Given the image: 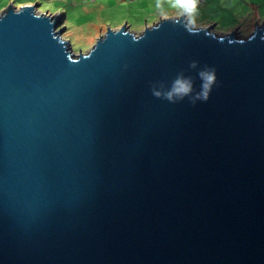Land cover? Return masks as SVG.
I'll use <instances>...</instances> for the list:
<instances>
[{
    "label": "water",
    "instance_id": "obj_1",
    "mask_svg": "<svg viewBox=\"0 0 264 264\" xmlns=\"http://www.w3.org/2000/svg\"><path fill=\"white\" fill-rule=\"evenodd\" d=\"M61 16L0 14V264H264V23L75 54ZM205 66L207 102L153 95Z\"/></svg>",
    "mask_w": 264,
    "mask_h": 264
},
{
    "label": "rangeland",
    "instance_id": "obj_2",
    "mask_svg": "<svg viewBox=\"0 0 264 264\" xmlns=\"http://www.w3.org/2000/svg\"><path fill=\"white\" fill-rule=\"evenodd\" d=\"M30 5H36L39 14H62L59 28H66L63 37L70 42L75 54L87 53L109 28L119 29L127 25L131 31L142 32L162 20L155 0H0V14L11 6L20 9ZM239 7L237 4L232 9L236 13ZM224 8L226 6H220L219 12L216 11L211 18L198 20V26L210 27L216 23L214 30L218 34L237 30L241 36L247 37L264 23V6L259 16L253 17V8L248 7L245 15L230 19H223V16L229 17V12L220 14Z\"/></svg>",
    "mask_w": 264,
    "mask_h": 264
},
{
    "label": "clouds",
    "instance_id": "obj_3",
    "mask_svg": "<svg viewBox=\"0 0 264 264\" xmlns=\"http://www.w3.org/2000/svg\"><path fill=\"white\" fill-rule=\"evenodd\" d=\"M200 0H156V8L159 9L163 20L170 19L166 6L177 11L175 23L183 27L190 34H198L200 29L197 23ZM190 68H199L198 61H192ZM198 78L201 81L197 91L195 79L185 75L183 71L177 74L169 86L166 82L152 84V93L156 98L167 100L171 103L184 101L186 98L195 106L198 102H207L215 86L218 85L217 70L211 66L199 69Z\"/></svg>",
    "mask_w": 264,
    "mask_h": 264
},
{
    "label": "crops",
    "instance_id": "obj_4",
    "mask_svg": "<svg viewBox=\"0 0 264 264\" xmlns=\"http://www.w3.org/2000/svg\"><path fill=\"white\" fill-rule=\"evenodd\" d=\"M237 4L240 7L238 8L239 11L235 13L232 9V6H237ZM220 6H226V8L223 9L224 11L220 13L221 15H224L225 12H229V17L223 16V19L225 18L230 19L234 16L245 15L248 7H250L251 9L253 8V12H254L253 17H254L260 15V9L264 6V0H200L197 23L200 24L198 20L204 18H211V16L216 11L219 12L218 8ZM166 10L170 18L177 17L178 14L175 9L166 6ZM157 12H159V10H157ZM141 31L143 32L144 30ZM135 32L137 34L142 33L140 31H135Z\"/></svg>",
    "mask_w": 264,
    "mask_h": 264
}]
</instances>
